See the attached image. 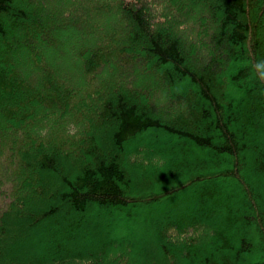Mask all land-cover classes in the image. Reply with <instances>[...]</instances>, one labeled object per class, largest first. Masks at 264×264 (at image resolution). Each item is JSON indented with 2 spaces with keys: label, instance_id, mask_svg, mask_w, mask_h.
Instances as JSON below:
<instances>
[{
  "label": "trees",
  "instance_id": "16d2710c",
  "mask_svg": "<svg viewBox=\"0 0 264 264\" xmlns=\"http://www.w3.org/2000/svg\"><path fill=\"white\" fill-rule=\"evenodd\" d=\"M259 60L264 0H0V264H264Z\"/></svg>",
  "mask_w": 264,
  "mask_h": 264
},
{
  "label": "rangeland",
  "instance_id": "374dc122",
  "mask_svg": "<svg viewBox=\"0 0 264 264\" xmlns=\"http://www.w3.org/2000/svg\"><path fill=\"white\" fill-rule=\"evenodd\" d=\"M32 49H35V51H36V47L34 48V47H31L30 48V50H32ZM21 52H22V49H21ZM48 54V53H47ZM23 56H28V53L27 52H25L24 53V55H22V53L21 54H18V55H16V57H13V61H14V63H15V68H16V70H17V72L19 73V75H21L24 79H26V80H31V79H29L28 78V76H27V73L25 72V69H24V65H18L19 63H17V61L19 60V58L21 59V57L23 58ZM49 56V55H48ZM48 56H44V58H45V61H44V64H47L49 67H51V68H54V66L53 65H50V59H49V57ZM48 57V58H47ZM71 62V61H70ZM60 66V65H59ZM24 74H26L25 76H24ZM12 136L11 135H8L5 139H7V142H10V141H12ZM181 200V199H180ZM172 204H170V205H168V206H165L164 208H159L161 211H163L162 213L163 214H169V213H172V211L173 212H175L176 210H177V212H184V210H185V207H189V205L190 204H188V203H186V202H181V201H179V200H176V201H174V202H171ZM190 208V207H189ZM170 209V210H169ZM110 225L113 227L114 226V230L112 231V229H110V232H108V233H110V235L112 234L113 236H118V235H115V234H113V233H115V231H117L118 233H122V234H124V231L122 230V229H119V227H117V221H116V218H113V219H110ZM132 228V227H131ZM136 231H139L138 229H135ZM133 231V230H132ZM51 234H58L59 236H61L62 237V235L59 233V231L58 230H56V231H54V232H51ZM79 234H81L80 232H79ZM136 234V236H135V239L136 240H143V241H145V242H147L148 241V238H147V236L145 235V233H135ZM75 240H78V239H75ZM39 242V241H38ZM40 245V246H39ZM37 248L39 249V250H44L45 248H47V246H46V244L44 243V241H42L41 242V240H40V244H38L37 245Z\"/></svg>",
  "mask_w": 264,
  "mask_h": 264
},
{
  "label": "clouds",
  "instance_id": "9594fccd",
  "mask_svg": "<svg viewBox=\"0 0 264 264\" xmlns=\"http://www.w3.org/2000/svg\"><path fill=\"white\" fill-rule=\"evenodd\" d=\"M256 71L258 73L259 79L264 81V60H259L255 64Z\"/></svg>",
  "mask_w": 264,
  "mask_h": 264
}]
</instances>
